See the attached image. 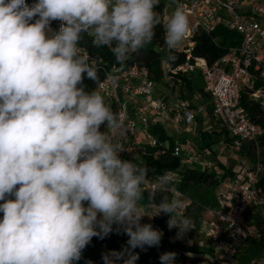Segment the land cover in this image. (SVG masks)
<instances>
[{
	"label": "clouds",
	"instance_id": "obj_1",
	"mask_svg": "<svg viewBox=\"0 0 264 264\" xmlns=\"http://www.w3.org/2000/svg\"><path fill=\"white\" fill-rule=\"evenodd\" d=\"M160 2L0 0V264H76L94 237L114 232L128 237L126 245L104 253L103 264H137L136 249L158 247L164 235L144 217L167 215L177 239L194 229L173 175L157 176L146 194L149 169L121 158L125 116L106 104L99 68L78 46L86 34L122 69L153 42ZM171 4L164 45L175 62L190 20L177 0ZM85 74L97 83L90 92ZM176 256L164 252L160 264H174Z\"/></svg>",
	"mask_w": 264,
	"mask_h": 264
},
{
	"label": "built area",
	"instance_id": "obj_2",
	"mask_svg": "<svg viewBox=\"0 0 264 264\" xmlns=\"http://www.w3.org/2000/svg\"><path fill=\"white\" fill-rule=\"evenodd\" d=\"M164 1L171 4V0ZM177 2L188 12L190 20L189 33L175 50L176 53L185 55V62L175 67L169 66L164 82L171 94L177 93L176 89L180 88L181 97L183 83L178 78L190 79L198 72L201 75L202 91L196 90L191 100L170 103L167 95H156L160 87L152 79L149 70L138 65L105 70V76L100 81L102 84L97 90L105 97L106 104L110 105L113 111H121L125 116L126 130L120 138L126 149L120 154L122 159L126 155L129 157L132 155V145H136L134 141L138 139L140 132H143L147 146L156 149L154 157L166 155L169 144L161 143L152 136L151 127L171 124L177 131L184 126L191 127L198 118L199 109H205L202 102L205 95L208 96L213 103V109L205 110L209 115V121L217 123L215 133L225 136L224 145L229 151L243 154L244 158L239 160L237 169L232 174L218 178L220 181L216 192L218 206L203 208L205 218L201 220L200 228L195 234L200 239L198 245L189 237L190 233L196 230L195 226L180 239L176 238L177 229H168L167 221L164 227L169 236L173 240L177 239L181 245L194 248L191 245L193 243L200 251L204 248L210 249L208 260L212 264H241L240 258L248 241L260 238V227L253 219L248 222L247 214L251 216L259 214L264 221V184L261 183L264 176L261 155V143L264 142V0H177ZM170 7L172 13L175 4H171ZM219 27L238 33L241 36V44L230 49L210 65L206 59L194 57L193 49L200 35L211 36ZM165 49L166 46L163 45L158 48V52ZM84 51L86 50L82 49V52ZM106 74L114 75L116 81L113 83L105 80ZM244 93L248 95V100L252 104L258 105L262 116L260 123H256L249 111L242 107L241 98ZM101 131H106V125L101 126ZM171 154L173 157H181L182 149L175 146ZM141 155L142 153H137L135 158L139 159ZM139 162L135 163L140 164ZM184 164L188 168L194 165L192 160ZM207 170L214 171L203 169ZM168 173L174 176L176 188L183 193L186 207L182 214L188 216L196 203L178 188L182 182L181 170ZM159 175L161 174L148 176L149 182L144 186L146 193L152 190L155 178ZM251 204H253L251 212H247ZM100 251L101 256L109 252L107 243L100 246ZM91 262L103 264L102 259ZM262 262L264 253L246 264ZM174 263L193 264L190 258L177 259Z\"/></svg>",
	"mask_w": 264,
	"mask_h": 264
},
{
	"label": "trees",
	"instance_id": "obj_3",
	"mask_svg": "<svg viewBox=\"0 0 264 264\" xmlns=\"http://www.w3.org/2000/svg\"><path fill=\"white\" fill-rule=\"evenodd\" d=\"M26 2L31 6L35 0H26ZM164 0H161L160 4L156 6L155 11L160 13L161 24L157 25L154 29L155 36L153 42L150 45H147L146 48H142L137 52H133L129 59L125 62L126 68L132 65H138L145 67L149 70L152 75V79L161 84L165 81L167 77L168 67H175L179 64L185 62V55L178 54L174 52L177 59L175 62L168 61L167 57L169 55L168 49L166 48L162 52H158V48L162 47L165 43L164 41V25L167 22V10ZM56 25L60 24L59 21H53ZM241 44V36L233 31H229L223 27H219L211 36L202 34L197 38L196 45L193 49V56L198 58H204L208 64H212L222 56H224L230 49L239 47ZM78 46L85 49L90 55L92 62L91 65L99 68L98 76L101 81L105 76V70L108 71L112 67H118L116 65L115 56L109 50L107 46H101L97 48L92 43V38L83 35L82 39L78 42ZM115 46V42L113 43ZM122 68V69H123ZM184 86L185 90L181 91V98L184 100H191L193 93L198 90L202 91V81L201 75L197 72L190 79L185 77L178 78ZM178 82V81H176ZM83 84L85 86V91H92L96 89L97 83L91 79H88L86 74L84 75ZM181 86V87H182ZM188 91V92H187ZM207 99L208 96L205 95ZM241 105L243 108L247 109L249 113L253 116V119L256 123H260L262 116L261 111L256 104H252L248 100V95L243 94L241 98ZM152 136L158 139L161 143H168L169 150L166 155H160L154 157L156 149H151L149 146L146 147L145 152L140 156V165L146 166L149 169L148 176H155L158 174H163L168 171H178L181 170L182 182L178 185V188L189 196L193 193V196L197 197L199 201L203 204H198L194 197H191L196 204L197 208L209 207L206 202H209L210 189H214L219 184L217 180L216 173H209L208 171H202L199 168L185 167L182 163L181 157H173L171 151H173L176 144H174L173 139L168 134L166 128L161 125H154L150 129ZM222 135V134H221ZM220 135V136H221ZM201 142L200 151L211 150L214 144L213 135L208 134L207 132L201 133ZM224 136V135H223ZM218 140L219 138L216 137ZM262 148H264V142L261 143ZM264 156V151H263ZM264 163V161H263ZM224 169V167H222ZM233 172H225V178L228 174ZM262 184H264V176L262 178ZM204 189L203 192H200V189ZM200 193H199V192ZM147 194V193H146ZM164 194H158L156 196L157 202L162 198ZM147 200H142L141 205H146ZM2 213L0 216L2 217ZM189 217L190 214L188 215ZM168 216L161 214L153 218L155 225L163 231L164 235L162 237L161 243L158 247L146 248L145 250L136 249V252L139 253V260L137 264H160L159 256L167 251H173L177 253L176 259L179 256H182L184 259L190 258L189 254H195L197 257L193 258V264H212L208 260V254L211 253L210 249H203L202 251H193L192 249L184 248L180 245H176L168 237V233L165 230L164 223L168 220ZM248 222L252 219L255 220V223L260 227V238L258 240H249L247 247L244 250V254L241 256V264H246L252 259L264 253V221L261 215L251 216L249 213L246 216ZM197 227L200 226V222H195ZM103 243H107L108 251L111 250H121L125 245L126 241L122 238L121 234L112 233L110 236L104 239L93 238L92 242L82 251L81 259L76 262V264H87L88 261H98L102 259L100 246ZM103 260V259H102ZM175 264V263H174Z\"/></svg>",
	"mask_w": 264,
	"mask_h": 264
},
{
	"label": "rangeland",
	"instance_id": "obj_4",
	"mask_svg": "<svg viewBox=\"0 0 264 264\" xmlns=\"http://www.w3.org/2000/svg\"><path fill=\"white\" fill-rule=\"evenodd\" d=\"M167 4H169V3H166V5ZM170 8L171 7H166V9L168 10L167 16L168 15L170 16V14H171ZM51 27L54 30H57V25L53 22L51 23ZM157 86H159L160 88L157 89L156 95H158V94H160L162 96L167 95L168 101L170 103H176V100L178 98H180V88L176 89V90H178V95H177L176 93L171 94V92L166 87L165 82L158 84ZM184 90H185L184 86L181 87V91L183 92ZM187 100H185V101H187ZM105 102H106V99H105ZM202 104H203V107L205 109H208L209 111H211L213 109V103L209 98L206 99L204 97V102H202ZM205 109H203V108L199 109V112H198L199 121L197 122L195 120L191 127L184 126L181 130L177 131L175 129V127L171 124H165L164 125V127L168 131L169 135L173 139L174 144H176V146H179L182 149V155H181L182 163L189 162L190 160H192L193 163L195 164V166L197 168H199L200 170H202V169L219 170V174H222V172H223L222 167H226V166H231L232 170H236L239 160L244 158V155L238 154V153H232L231 151H229L224 145L225 136H223V135L220 136L217 133H214V136H213L214 144L212 146V149L199 152V148L202 145L200 135H201L202 131L204 132L208 128L207 125L209 122V115ZM212 124L214 127L212 130H215L217 128L216 127L217 123L213 122ZM143 135H144L143 132H140L138 135V139H136L134 141L136 143V145H139V146H133L131 143L132 149H133L132 155L130 157L126 155L124 157V159L133 160L134 162H139L140 159L135 158V155L137 153L141 154V152L143 154L146 150V147H147V140H144ZM216 137H218L219 139L217 140ZM186 140L189 141V145H187ZM140 147L142 148V150H140ZM263 151H264V148H262V151H261V155H262L263 161H264ZM195 155H197V157H194ZM185 167H187V165H185ZM203 191H204L203 188L200 189V192H203ZM190 196L194 197L199 205L203 204L201 201H199V199L197 197L193 196V193H191ZM209 200H210L209 202H206V204L208 206L212 207L214 205L215 201H216L215 207L218 206L217 199L215 197L214 189H210ZM252 207H253V204H251L247 208V212H251ZM154 213H155L154 208L148 209V214H154ZM199 217H200V211H199V209H197V206H195L192 209L191 219L193 220L194 226L196 227V230L194 231V233H192V235H193L192 236V242L197 243L196 245H198V242L200 241V239L195 235L197 229L200 228V226L197 227V225L195 223L196 221H200ZM142 223H151L153 225V227L158 228L155 225L153 218H149L147 216L142 219ZM158 229H160V228H158ZM121 236L127 242L128 237L124 234H121ZM168 237L176 245L182 246L184 248L183 250L189 248L186 245L179 244L177 239L173 240V238H171V236H168ZM193 243L191 245H193L194 248H190V249H192L193 251L199 252L200 249L198 248V246L194 245ZM189 256H190V259L192 260V263H193L194 260L192 257H197V256H195V254H192V255L189 254ZM178 258H183V257L179 256Z\"/></svg>",
	"mask_w": 264,
	"mask_h": 264
},
{
	"label": "crops",
	"instance_id": "obj_5",
	"mask_svg": "<svg viewBox=\"0 0 264 264\" xmlns=\"http://www.w3.org/2000/svg\"><path fill=\"white\" fill-rule=\"evenodd\" d=\"M177 95H178V92L176 93ZM183 101H185L184 99H182L181 97L180 98H178L177 100H176V103H181V102H183ZM197 122L199 121V117L197 118V120H196ZM213 122L212 121H209L208 122V125H207V129L204 131V132H207L208 134H211V135H213L214 136V133H215V130H212L214 127H213V124H212ZM168 132V131H167ZM203 132V131H202ZM217 132V131H216ZM169 134V133H168ZM218 135H221V134H219V133H217ZM222 136V135H221ZM186 143H187V145H189V141L188 140H186ZM133 146H139V145H133ZM139 149V148H138ZM140 150H142V148L140 147ZM199 152H201L200 151V148H199ZM142 153V152H141ZM185 165V164H184ZM192 167H194V168H197L196 166H195V164L192 166ZM202 171H203V169H202ZM208 171V170H207ZM235 170H232L231 169V166H226V167H224V169H223V172H222V174H219V170H214V171H208L209 173H216V177H217V180H218V178H223L224 177V173L226 172H234ZM217 187H215L214 188V191H215V197H216V192H217ZM216 206V201L214 202V205L212 206V207H210V208H214ZM203 208H208V207H202V208H199V211H200V217H199V222L201 223V220L203 219V218H205L204 217V210H203ZM198 209V208H197ZM191 213H192V211L190 212V216H191ZM191 218V217H190ZM201 218V219H200ZM192 233H190V235H189V237L192 239ZM177 259H182V258H177ZM176 259V260H177Z\"/></svg>",
	"mask_w": 264,
	"mask_h": 264
}]
</instances>
